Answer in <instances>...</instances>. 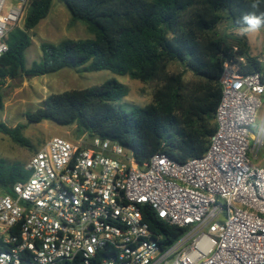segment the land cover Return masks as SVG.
Here are the masks:
<instances>
[{"label": "built area", "instance_id": "2783aa9c", "mask_svg": "<svg viewBox=\"0 0 264 264\" xmlns=\"http://www.w3.org/2000/svg\"><path fill=\"white\" fill-rule=\"evenodd\" d=\"M30 0H0V60ZM245 63L243 58L240 59ZM217 131L201 158L159 153L140 165L131 150L88 133L36 151L28 179L0 195V264H264V72L225 62ZM253 143V144H252ZM150 209L182 230L171 243Z\"/></svg>", "mask_w": 264, "mask_h": 264}, {"label": "trees", "instance_id": "16d2710c", "mask_svg": "<svg viewBox=\"0 0 264 264\" xmlns=\"http://www.w3.org/2000/svg\"><path fill=\"white\" fill-rule=\"evenodd\" d=\"M72 21H82L95 40H64L43 43L42 60L26 68L25 53L32 45L37 26L47 18L53 0H30L24 27L9 37V52L0 60V111L4 108L2 87L7 79L35 78L63 69L85 72L109 70L142 83L157 82L153 102L131 105L119 102L129 89L112 78L102 85L52 94L29 123L44 121L77 126V136L88 133L118 142L131 150L138 164L165 153L178 163L203 157L217 131L216 113L222 98L220 77L225 62L238 64L240 72H264V65L251 53L245 34L220 36L219 26L231 20L246 28L241 19L253 11L264 12V0L253 10L252 0H60ZM259 30H264L261 27ZM243 58L245 63L240 59ZM204 81L200 89H188L184 74L170 73L172 63ZM23 127L0 123V133L22 147H31L21 134ZM25 165L0 161V191L11 194L15 184L28 179ZM144 215L151 227L173 242L182 230L161 222L150 209Z\"/></svg>", "mask_w": 264, "mask_h": 264}, {"label": "rangeland", "instance_id": "374dc122", "mask_svg": "<svg viewBox=\"0 0 264 264\" xmlns=\"http://www.w3.org/2000/svg\"><path fill=\"white\" fill-rule=\"evenodd\" d=\"M245 28H235L231 20H225L218 28L220 36H230L233 33H248L257 35L258 48L254 49L252 55L259 58L264 65V30L244 31ZM32 45L27 49L26 68H31L35 62L42 60L43 43L59 44L64 40H95V35L90 32L88 26L82 21H72V16L66 5L60 0H53L52 9L46 19L41 21L37 28L30 33ZM170 73L184 74V81L188 89H200L204 81L185 71L179 63H172L169 67ZM116 79L129 89L127 97L123 98L119 105L126 111L131 105L145 106L153 102L154 91L158 87L157 82L142 83L133 80L129 76H120L112 71L103 70L99 72H85L80 69H63L59 72L29 78L21 76L17 79H7L2 87L4 96V108L0 111V123L9 128L23 127L21 134L27 138L31 147H22L15 143L10 136L0 133V161L7 165H26L32 155L42 148L49 140L60 137L74 141L77 136V126H59L52 121H44L40 124H32L27 120V113L35 112L42 103L52 94H60L71 90H83L93 86L102 85L109 79ZM264 123V105L260 110L258 124L252 128L256 136ZM253 144V143H252ZM255 164H264V144L252 154ZM0 195H3L0 191Z\"/></svg>", "mask_w": 264, "mask_h": 264}, {"label": "clouds", "instance_id": "9594fccd", "mask_svg": "<svg viewBox=\"0 0 264 264\" xmlns=\"http://www.w3.org/2000/svg\"><path fill=\"white\" fill-rule=\"evenodd\" d=\"M250 7L253 10H257L260 7V0H252ZM245 25L247 26L244 31H258L261 27H264V12H261L259 15L255 11L245 14L241 18Z\"/></svg>", "mask_w": 264, "mask_h": 264}, {"label": "crops", "instance_id": "0c3cea01", "mask_svg": "<svg viewBox=\"0 0 264 264\" xmlns=\"http://www.w3.org/2000/svg\"><path fill=\"white\" fill-rule=\"evenodd\" d=\"M258 31H260V30H258ZM231 33H233V32H231ZM236 34H239V33H236ZM240 34H242V33H240ZM245 35L248 37L251 52H253L254 49L258 48V38L259 37H257V35L251 36L248 33H245ZM253 56H256V55H253Z\"/></svg>", "mask_w": 264, "mask_h": 264}]
</instances>
